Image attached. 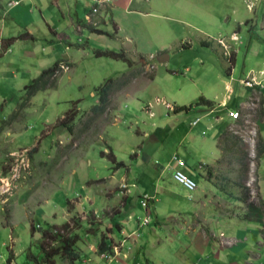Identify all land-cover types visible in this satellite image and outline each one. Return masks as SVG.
Returning a JSON list of instances; mask_svg holds the SVG:
<instances>
[{"label": "rangeland", "instance_id": "1", "mask_svg": "<svg viewBox=\"0 0 264 264\" xmlns=\"http://www.w3.org/2000/svg\"><path fill=\"white\" fill-rule=\"evenodd\" d=\"M33 1L37 8H29L30 4L26 7L29 8L32 21L36 24V28L31 29L35 31L37 43L34 44L31 40L24 43L34 51L38 45L40 57L34 59L24 52L27 59H24L21 65L27 67L19 70V77L7 78V85L0 81V90L3 89L0 92V118L2 116L5 120L0 121V158L6 155L0 161V179L7 175L10 157L18 151L14 150L11 155L6 152L10 144L5 142L1 131L3 128L8 130L9 139L11 131L13 134L17 132L11 129L10 125L7 128L6 121L21 104L27 103L22 98L23 86L55 62L61 61L59 67L62 70L55 78L56 86L32 96L31 105L21 110L24 116L19 114L20 120L24 117L27 129L22 130L15 138V146L28 151L37 148L38 152L33 155L26 176L13 182L9 190L0 194V225H19L21 229L12 234L13 240H10L6 231L0 230V259L3 258L0 264H4V260L6 264L10 249L17 255L14 260L16 264L34 263L33 260L31 263L27 261L28 248L35 256L40 252L38 246H29V243L34 242H29L30 230L23 232L22 228L26 222L23 210H29L26 213L27 219L34 220L28 223L34 221L35 227L43 226V213L48 215L50 212L49 214L57 217L59 221L57 227L69 224L71 231L61 233L79 234V230L83 229L81 235H85L90 222L100 225L102 218L118 212L128 198L127 206L130 208L129 213L135 228L134 220L148 216L140 205L143 197L149 198L154 185V190L157 191L163 186L162 181L171 177L172 151L175 150V141L180 137V130L182 134L185 133L191 127L188 126L189 122L196 118H200L201 125L209 120L211 124L192 127L193 139H186V147L193 144L200 150L211 149L214 143H209L207 138H216L219 129L221 132L226 129L227 132L226 136L222 135L217 142L221 156L215 166L206 169L215 173L211 182L222 195L219 194L207 203L216 206L214 212L219 215L248 220L264 219V171L261 173L260 169L264 160H257L255 155L257 138L261 136L264 139V95L259 91L252 92L242 102L238 116L231 119L229 115L232 113L226 114L227 121L218 122V126L215 125L218 123L212 120L214 114L205 116V106L194 105L200 97L209 101L215 100L218 105L223 81L228 79L224 84L223 94L227 102L235 92V86L244 87L240 81L236 82L238 77L244 80L247 75L254 80L255 76L264 79V0H170L173 4L170 7L164 5L162 0H133L137 4L127 8L125 3H121V8L112 10L113 22L117 26L116 34L113 23H108L105 27H102L101 22L100 26L98 25L100 29H105L115 36L113 38L91 34L87 29L75 33L74 28L67 27L68 19L61 15V11L65 12L62 10V0L59 5L61 11L50 5V0ZM7 3L8 0L0 2V19L5 18L4 22L0 20V37L5 39L23 33L14 22L4 16L7 14ZM95 3L97 0H94V3L90 0L81 1V6L87 9L84 12L79 8L86 21V14L92 10L91 7ZM49 8L57 12L59 20L51 16ZM77 11L79 13V10ZM43 16L52 28H57L59 23L61 28L58 30L69 37V40L64 42H55L59 44L56 51L45 41L51 35L43 25ZM65 44L75 47L70 48ZM76 45L80 47L77 48ZM98 49L124 51L132 60V67H127L126 63L119 60L94 57L93 51ZM22 52L19 49L14 57L0 56V69L5 68L8 61L19 63ZM162 52H166L169 59L165 64L154 60L155 56ZM66 59L75 64L72 69L67 67L69 61ZM138 70L142 71L140 75L109 94V104L105 111L95 117L90 127L84 130V126L92 117L89 108L92 98L89 92L108 79L123 80V74L129 75L130 72ZM232 75H235L234 79ZM250 89L253 90V87L243 88L246 94H249ZM216 96L218 100L215 99ZM237 98L236 95L232 97L234 102ZM93 99L97 100L95 94ZM215 102H212L213 106ZM189 105H192L190 110L175 114L176 107ZM71 112H74L75 116L72 135L67 130L55 127L61 117L70 115ZM49 124L53 125L45 129ZM45 132L49 133L46 135ZM168 132L170 136L166 138ZM235 137L242 142L236 147L241 148L244 144L249 159L246 179L243 178L244 175L240 177L242 168L235 160L236 157L224 150L233 139L236 141ZM111 138L115 139L113 142L117 161L125 164L117 170L109 160L100 155V152L108 154L107 143L111 142ZM38 140V145H34ZM204 140L207 141L206 144ZM156 141L166 148L164 151L170 152L164 159L169 165L163 172H154L151 166L158 150ZM143 155L150 156L146 163L142 159ZM186 174L197 181L188 172ZM242 178L247 190L238 186ZM123 183L129 185L128 189L120 187ZM168 188L171 195L182 197L185 196L184 192L190 194L174 181ZM157 193L156 198L160 204L154 207L160 206L159 210L165 213L170 209L167 205L170 206V202L174 201L166 198L160 191ZM205 193L208 195L207 189ZM51 200L58 202L57 212L53 210ZM163 206H166L164 210ZM154 207L150 208V226L158 213V209L152 213ZM207 212L210 211L207 209ZM72 217L76 219V224L71 220ZM103 223L100 228L105 230ZM197 223L203 228L201 221ZM260 232L264 234L263 231ZM63 262L69 264L66 260Z\"/></svg>", "mask_w": 264, "mask_h": 264}, {"label": "crops", "instance_id": "2", "mask_svg": "<svg viewBox=\"0 0 264 264\" xmlns=\"http://www.w3.org/2000/svg\"><path fill=\"white\" fill-rule=\"evenodd\" d=\"M77 1L80 5H78ZM81 1L82 0H62V4H63L62 10L65 11L62 12L61 8L59 7V5L61 4V0H50V5L55 6L58 9V11L59 10L61 11L62 17L68 19L67 27L74 28L73 30L75 33H81L82 32L81 29H87L84 27L85 24L96 27H99L101 24L102 27H105L108 23H113V28L117 30V26L113 22V14H112L113 8H117V7L121 8V3H125L126 6L125 8L137 4V2H134L133 0H97V3L93 4L91 9L96 7L98 11L95 14L90 13L92 10L89 11L88 14L86 15L87 18L90 16V19L86 21L85 17L81 15L80 9L82 11L84 10V12L87 11V9L86 7L81 6ZM90 1L94 3V0H90ZM145 1L149 2L150 0H145ZM163 1L165 2V4L163 3ZM30 2L33 3L34 5H32ZM112 3L115 4L113 5ZM162 3L164 5L167 4L169 7L173 5L170 0H162ZM27 4H30L29 8L31 7H33L34 9L37 8V5H35L33 0L31 1L8 0L7 9L6 7H4V9H6L7 11V14H5L4 16L7 17V19L12 23L14 22V25L17 26L20 32L23 33H20L18 36H12L6 39L0 37V51L3 50L2 52H0V56L3 57V55L4 56L7 55V57L8 56L14 57L19 49L22 50L23 52L20 54L22 58L19 63L8 61L7 62L8 64L5 65V68L1 67L0 78H4V79L3 80L1 79L0 81L3 82V85H7L6 79L9 77H12L13 79L18 78L19 77L18 75H20L19 70L27 67L21 65L24 59H27L26 57H24V52L28 54V56H31L34 59H38V57H40V54H38L39 51L38 45L36 50L34 51L33 49L29 48V46L26 45V43H24L25 41H29V40L33 41L34 44L37 43L36 37L34 36L35 31L33 30L36 28L35 27L36 24L32 21L30 10L29 8L26 7ZM48 10H49L48 12L51 13V16L53 18L59 20L57 12H54L51 8H49ZM77 10H79V13ZM137 12L143 14L141 11H137ZM40 18H42V16ZM0 20L4 22L5 18L3 19V17H1ZM42 20H43V25L47 27L48 32L51 35L49 39L45 41L49 42L52 49L56 51L57 48L59 47V44H56L55 42L56 41L64 42L65 40H69V37H67L66 34H63L60 32V30H58L59 28H61V25L59 23H57V28L56 27L52 28L44 16ZM102 31H105V29ZM105 32L109 34L108 31ZM97 36H106V35L99 34ZM113 37L115 36H111V38ZM65 46L74 48V45L71 44H65ZM40 50L43 52V48H41ZM165 53L166 52H162L156 55L154 60H156L159 64H165L169 60L168 58L167 59L164 58L163 62L158 61L159 57H163L164 55L166 56ZM66 60L69 61V63L67 64L71 65V69H72L75 64L70 59H66ZM40 73L35 78H37L40 75ZM247 74H249V72ZM232 77L234 79L235 75H232ZM246 77L249 76L246 75ZM35 78H33L32 81ZM255 78L257 82L260 81L264 82V79H260V77L255 76ZM240 79L242 78L238 77L236 79V82L240 81ZM228 81L229 79L223 81V86H222L223 89L221 91L222 94L220 95L219 100L216 99L217 96L215 97V99L218 100L219 104L216 105L217 102L209 98L211 102H215V106L212 105L213 108L207 106L204 107L205 111L207 112L205 116L207 117L211 113L214 114V119L212 120L214 122L216 121V123L227 121L226 114L229 115L230 113H234L235 112L234 108H237L239 112L241 104H243L242 102H244V100L247 99V96H249L252 92L259 91L260 94L264 95V89H260L259 87H254L253 90L250 89L251 91L248 90L249 94H246L245 91L243 90L244 87L243 88L238 87L239 85L236 84L237 86H235V92H233L232 97H235L236 95V98L238 97L237 101H235L234 103L231 97L229 102H227L226 97L223 94L225 90L224 84ZM31 82L29 84H31ZM29 84L24 85L22 89L24 90V87ZM95 89L94 91L91 90L89 92V96L90 98H92L91 105H89V108L98 104V97L95 94ZM2 90H0V92H2ZM94 94L97 97V100L93 99ZM231 103L234 104L230 105ZM30 105H31V100L29 98L27 100V103L24 105L21 104V106L17 108V110L12 114V117L6 121L8 125L7 128H9L10 125L11 129L17 131L14 134L11 131L10 133L11 139H9L10 137L8 136V130L1 128L2 129L1 134L4 135L5 142L10 144L8 150H6V152H8L9 155H11L13 151L16 149L18 151H20V149L22 150V147L17 148L15 146V143L17 142L15 138L20 134L22 130L27 129V126L24 123V117L23 119L21 118V120L19 119V114H23L24 116V112L21 110ZM77 105L79 106V103H77ZM134 105L136 106L137 103H134ZM189 106H191L192 108V105ZM231 107H233V109H231ZM182 112H178V113H182ZM167 114L169 115L170 113H168L167 111ZM63 117H61L60 120L63 119ZM263 117H264V111H263ZM22 120H23V124L21 125ZM163 120L167 121V119H163ZM0 121H5L3 120L2 116L0 118ZM190 122L188 126L191 127L187 131H185V133L182 134L180 130L179 132L180 137L174 143L175 150L172 151L173 152L172 155H176L185 162L186 164V168L184 170L185 174L186 172H188L194 179L196 178L197 180L196 192L193 194H189V193L186 194V192H184L185 196L182 197L171 195L168 192L169 189L168 186L173 182L172 175L170 173L171 177L168 178L166 181H162L163 186L161 188L155 191L154 190L155 185L153 186L152 195L149 196L148 198V204H147L148 208L147 210H146L147 206L144 208L146 211L145 215L148 216L146 217L143 216L141 218L134 220L136 226L135 228L133 227L132 220L130 217V213H129L130 208L127 206L128 198H126L124 204L118 209V212L116 211L114 215L112 216L110 215L109 217L107 216L106 218H102V220L99 222L100 225L101 223L104 222L103 226L105 230L100 228V225H97L98 227L96 229H93L94 232L92 234L86 233L85 235L82 236L83 240L81 241V243H79L81 260L76 264H81V263L82 264L83 263H87V264H264V234L260 232V231L264 232V230H262L264 219H253V217H251L253 220H248L247 218L241 219L236 216L228 217V216H223L221 214L219 215L216 214V212H214L216 206H213L212 204L209 205L207 203L210 202V200L215 199L217 196H219V194L222 195V192L217 190L215 185L211 182L214 179L215 173L209 172L206 169L215 166L216 161L221 156L219 153L220 149L217 148V142L218 139L222 137V134L226 129L222 130V132L221 129H219L216 138H207L209 143H214V146H211V149L205 148V150H200L195 148L193 144H189V146L186 147L184 143L186 142L187 138L189 141L193 139L191 135L192 127L194 126L196 127L197 125L208 126L211 124V122L209 120L205 122L204 125H201L200 118L193 119ZM13 124L15 126H13ZM219 124L220 123L215 125L218 126ZM51 125L53 124L46 125L45 129H47V127ZM55 127H57V125ZM58 128H62L63 130V127H58ZM203 132L204 131H201V133ZM45 133L47 135L49 132H45ZM169 136H170V132H168L165 137L168 138ZM41 137H43V131ZM260 139H262L264 142V139L261 136ZM39 140L34 145L37 146ZM114 140L115 139L111 138V142H108L109 144L107 143V148H111L113 153L115 146V143L113 142ZM206 143L207 141L205 142V144ZM155 144L158 145L157 147L158 150L156 151L155 154L156 157L153 163L151 164V166L154 168V172L156 171L163 172L167 169V166L169 165V164L167 165L164 159L170 154V152L164 151L166 150V148H164L163 145L161 146L158 143V141H156ZM38 147H40V145ZM29 152L30 151H28V158H29V164H31V161L33 160V155L36 154L38 150L36 148L35 151L32 154H30V156H29ZM15 153H17V151ZM15 153H13L12 155H14ZM12 155L10 157V167L12 163ZM4 156L6 155L1 156L0 161ZM114 156L116 157L115 153ZM142 159L146 163V161L150 159V156H148V160H145L144 158ZM259 159L264 160V153L257 160ZM154 164H157L156 165L157 168H155ZM260 169L262 173V171H264V164L261 166ZM170 171L172 172V168ZM209 173L211 174V177H209L210 176ZM8 174L9 173H7L5 177L1 178L4 184H7L8 190L10 189V186H12L13 182L21 178H24L26 176L25 172H23L21 174V177L12 180ZM262 176L264 181V175L262 174ZM138 187H139V183H138ZM3 188L6 187L0 186V194L3 192ZM136 188H137V184H135V189ZM206 189L208 195L205 193ZM159 191L162 192L164 196L166 195L165 196L166 198L174 201V202H170L171 203L170 206L167 205V207H170V209L168 211H165V213L159 210L161 208L160 206L157 205L154 207V205L160 204L158 202V199L156 198V195L158 194L157 192ZM128 193L130 194V191ZM46 202L48 201L46 200ZM51 202L53 205V210L55 211L56 204L58 202L55 203L54 200H51ZM151 207H154L152 213H154L158 209V213L155 214L152 226H150L151 219L149 217V214L151 212L150 211ZM164 208H166V206H163V210ZM76 209L77 206L76 208L75 207L73 208L74 211ZM207 209L210 212H207ZM1 211L2 210H0V212ZM28 212L29 210L26 211L23 210V216L26 222L24 223L25 225L22 229L24 230L23 232L27 231V229L30 230L29 242H31V240H34L35 242L39 238H41V233H39L37 229L39 228L45 229L47 226H52V225L59 226L57 225L59 222L56 219L57 217H53L52 215L49 214L50 212H48V215L43 213V226L38 225L35 227L34 221L33 223L31 222L30 224L28 223L30 220H34L32 218L27 219L28 214L26 213ZM124 214L126 218H124ZM147 217L149 218L148 224L146 226H143L141 224L142 220H144ZM48 218H52V219H48ZM198 221H201V225L203 228L199 227V224L197 223ZM125 222H127V224H125ZM0 230L6 231V233L10 235V240H13L12 234L17 232L18 230L20 231L21 229L19 225L18 226L15 225L13 227H11L10 225H2V226L0 225ZM101 231H103V234H105V236H108L110 242H112L113 252H114L113 256L105 257L97 253V244L100 240V235L102 233ZM82 232L83 229L79 230V235H81ZM34 242L29 243V246H31V244H33ZM117 251L119 252L117 253ZM9 252L12 253L11 249ZM91 254H93V256L90 257ZM12 255L13 258L11 259L10 264H16L14 260L17 255L15 252L12 253ZM2 259H0V261ZM27 261H29V263L32 262V260L29 258L27 259ZM55 261L56 264L65 263L63 262L64 260L59 258H56ZM4 264H5V260H4ZM6 264H7V260H6Z\"/></svg>", "mask_w": 264, "mask_h": 264}, {"label": "trees", "instance_id": "3", "mask_svg": "<svg viewBox=\"0 0 264 264\" xmlns=\"http://www.w3.org/2000/svg\"><path fill=\"white\" fill-rule=\"evenodd\" d=\"M84 27L87 28V30L93 34L106 35L110 37L112 36L111 34H107L105 31H102L99 27H96V26L85 24ZM114 33L116 34L115 28H114ZM76 47H80V46L76 45ZM93 54H94V57L96 58L97 57H107L113 60L122 61L126 63L129 68L132 67V60H130L123 51L114 52V51H109V50H99L98 49V50H94ZM59 63L60 62H55L51 67L43 70L40 73V75L31 82V84L24 87V97H23L24 100L27 101L29 98L34 96L39 91L49 90L56 86L55 78L58 75V73L61 72ZM67 67H71V65H67ZM141 72H142L141 70H138L136 72H130L129 75L126 74L127 75L126 78H125L126 75L124 76L123 74L122 75L124 77L123 80H114L111 78V79L104 81L101 85L96 87L95 94L98 97V104L90 107V114L92 115V117L89 118L87 124L84 126V130H86V128L87 129L89 128L91 121L94 119V117L101 115L105 111L106 107L109 104V94L112 91L118 90L121 87H123L125 84H127L130 81V79L136 77L137 75H140ZM244 80H246V78ZM194 105L212 107L213 104L211 101L205 100L203 97H200ZM190 109H191V106H188V107L181 106V107H176L174 111L175 113H178L182 111H188ZM231 109H233V107H231ZM234 111L239 113L237 108H234ZM69 114L70 115H65V117H63V119H61L56 125L57 127H63L64 130H67V132L70 135H72L74 134V129H73L74 122L73 121H74L75 116H74V112H71ZM226 134L227 132L225 130L222 135L226 136ZM235 138H236V141H234L233 139L232 142H230L229 146H226L224 150L225 152H228L234 155V157H236L235 160L240 164L242 168L240 177H243L244 175L243 178L246 179V175L248 172L249 159H247V153L245 152V145L243 144L241 148H237L236 147L237 144L239 143L242 144V142L240 140H237V137ZM108 150H109L108 154H103L102 152H100L101 157H104L107 160H109L114 165L113 168L115 170L121 167H124L125 166L124 162L117 161L111 148H108ZM34 151L35 149H32L29 152V156ZM263 153H264V142L262 139L257 138L256 151H255L256 159L260 158L263 155ZM173 156L183 162V167L179 168L175 162L173 161L171 162V164L173 165L171 167L172 168V172H171L172 179H173V173L175 170L180 169L181 171L185 173L184 170L186 168V164L181 158L177 157L176 155H173ZM142 158H144L145 160H148V157L146 155H143ZM154 165H155V168H157L156 166L157 164H154ZM243 178H242V181L238 183V186H240L242 190H247V188L244 186L245 180H243ZM244 198L246 197L244 196ZM147 204H148V200L146 202V206H147L146 210L148 208ZM71 220H73L74 224L77 223L75 218L72 217ZM91 223L92 222H90V224ZM94 226H97V225H90V227L86 229V233L92 234L94 232L93 229H95L93 228ZM37 231L41 233V238H39L37 241H35L31 245L38 246L39 251H40L39 255L37 254L35 256L30 252L29 248L27 249V258L33 260L35 264H56V261H55L56 258L66 260L69 264H76L81 260L79 243H81V241L83 240L82 239L83 235H79L76 233L73 234L72 232L69 235H66L65 233H61V231H64V232L71 231L69 224H65L61 227H57L55 225L47 226L45 229L39 228L37 229ZM97 253L105 257L113 256V253H114L112 242H110V239L108 238V236H105L103 232L101 233L100 240L97 244ZM12 258H13V255L12 253H10L7 259V264L11 263Z\"/></svg>", "mask_w": 264, "mask_h": 264}, {"label": "built area", "instance_id": "4", "mask_svg": "<svg viewBox=\"0 0 264 264\" xmlns=\"http://www.w3.org/2000/svg\"><path fill=\"white\" fill-rule=\"evenodd\" d=\"M97 8L94 7L91 11V14H95L97 12ZM90 19V17H88V20ZM61 68V67H60ZM62 70V68H61ZM245 87H259L260 89H264V82L260 83L257 82L256 80H254L251 77H248L246 80H244L243 82H241ZM231 114V113H230ZM231 118L234 119L238 116L237 112H234V114L232 113ZM172 161L175 162L177 164V166L179 168L183 167V162L179 159H177L176 157H172ZM30 168V164H29V158H28V150L26 149H22L20 151H17V153H15L14 155H12V164L11 167L9 168V176L12 180L21 177V174L23 172H25V174H27V172L29 171ZM173 179L176 183H178L179 185H181L185 190H187L188 192L193 193L194 191H196L197 189V184L194 180H192L190 177H188L187 175H185V173L183 171H181L180 169L175 170L173 173ZM0 185L6 188H3V191H7V184H4V182L2 181V179H0ZM122 189H128L129 185L123 183L120 186ZM148 198L147 197H143V200L141 202V206L142 207H146V202H147ZM148 220L149 218H145L144 220H142V225L146 226L148 224Z\"/></svg>", "mask_w": 264, "mask_h": 264}, {"label": "water", "instance_id": "5", "mask_svg": "<svg viewBox=\"0 0 264 264\" xmlns=\"http://www.w3.org/2000/svg\"><path fill=\"white\" fill-rule=\"evenodd\" d=\"M164 58L167 59L168 57L164 55L163 57H159V58H158V61H159V62H163V59H164Z\"/></svg>", "mask_w": 264, "mask_h": 264}, {"label": "clouds", "instance_id": "6", "mask_svg": "<svg viewBox=\"0 0 264 264\" xmlns=\"http://www.w3.org/2000/svg\"><path fill=\"white\" fill-rule=\"evenodd\" d=\"M250 77V76H249ZM248 77H246V79H247ZM257 81V80H256ZM240 82H243V80H240ZM245 87V86H244ZM254 88V87H253Z\"/></svg>", "mask_w": 264, "mask_h": 264}]
</instances>
